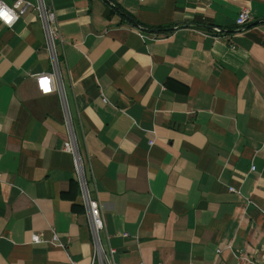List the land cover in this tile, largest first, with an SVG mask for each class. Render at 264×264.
Masks as SVG:
<instances>
[{
	"label": "crops",
	"instance_id": "1",
	"mask_svg": "<svg viewBox=\"0 0 264 264\" xmlns=\"http://www.w3.org/2000/svg\"><path fill=\"white\" fill-rule=\"evenodd\" d=\"M46 1L113 261L264 264V0ZM52 70L33 13L0 22V264L93 253Z\"/></svg>",
	"mask_w": 264,
	"mask_h": 264
},
{
	"label": "built area",
	"instance_id": "2",
	"mask_svg": "<svg viewBox=\"0 0 264 264\" xmlns=\"http://www.w3.org/2000/svg\"><path fill=\"white\" fill-rule=\"evenodd\" d=\"M0 7H7L11 9L15 15L14 21L11 25L5 23L2 19L0 22L5 26H12L13 23L19 18L25 16L27 13H33L38 20L41 29L44 34L45 49L49 54L51 64L53 67L52 72H41L35 74L36 87L40 94L47 95L51 93H57L61 101V107L63 112V120L67 130V138L63 142V150L70 153L73 156L74 173L77 179V184L81 193L82 203L84 207L85 216L87 219L88 228L91 234L93 253L88 264H116L113 261V250H106L102 245V234L105 231V224L102 214V205L99 201L97 194L93 193L89 186L85 175V168L79 154V144L74 130L73 122L70 117V113L65 101L63 92L62 80L57 68V53H56V41H62V36L59 29V22L56 18V11L51 1L46 0H14L12 5L6 4L0 0ZM251 19V15L248 9H243L239 12L236 18L237 26H244ZM138 33L142 36L140 26H137ZM217 32L220 29L215 28ZM228 37V36H227ZM106 98L103 97V102H106ZM152 142H150L151 144ZM251 171H254L255 166H251ZM230 191H235V188L230 187ZM41 241L40 234L33 232L31 234V242L38 243ZM50 242L59 247L64 248L65 244L61 242L56 233L52 232ZM220 252V249L217 250ZM67 264H79L78 262L68 258ZM201 264H213V263H201Z\"/></svg>",
	"mask_w": 264,
	"mask_h": 264
},
{
	"label": "clouds",
	"instance_id": "3",
	"mask_svg": "<svg viewBox=\"0 0 264 264\" xmlns=\"http://www.w3.org/2000/svg\"><path fill=\"white\" fill-rule=\"evenodd\" d=\"M0 19L11 25L15 19V15L11 9H8L7 7H0Z\"/></svg>",
	"mask_w": 264,
	"mask_h": 264
},
{
	"label": "trees",
	"instance_id": "4",
	"mask_svg": "<svg viewBox=\"0 0 264 264\" xmlns=\"http://www.w3.org/2000/svg\"><path fill=\"white\" fill-rule=\"evenodd\" d=\"M139 26L142 27V28L144 27V26H141V25H139Z\"/></svg>",
	"mask_w": 264,
	"mask_h": 264
}]
</instances>
